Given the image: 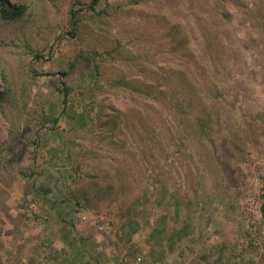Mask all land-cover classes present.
Returning a JSON list of instances; mask_svg holds the SVG:
<instances>
[{
	"label": "rangeland",
	"instance_id": "rangeland-1",
	"mask_svg": "<svg viewBox=\"0 0 264 264\" xmlns=\"http://www.w3.org/2000/svg\"><path fill=\"white\" fill-rule=\"evenodd\" d=\"M10 1L0 264H264V0Z\"/></svg>",
	"mask_w": 264,
	"mask_h": 264
},
{
	"label": "trees",
	"instance_id": "trees-1",
	"mask_svg": "<svg viewBox=\"0 0 264 264\" xmlns=\"http://www.w3.org/2000/svg\"><path fill=\"white\" fill-rule=\"evenodd\" d=\"M100 1L101 0H92V2H91V9L93 10V11H95V12H97V10H96V7L98 6V4L100 3ZM150 1V0H149ZM164 1V3H165V5L168 3V4H170V3H172V2H176V0H163ZM206 1H208V0H206ZM234 0H230V2L232 3ZM230 2H228V3H230ZM212 5H213V8H214V10L216 9V5L214 4V3H212ZM25 11V7L23 6V5H20V4H16V3H12L10 0H0V14H1V16H2V18H4V19H9V20H13V19H15V18H17L18 16H20L23 12ZM220 16L219 17H217L216 19H215V21L217 20V21H219V22H223L224 21V19L226 18L225 17V15H221V13L219 14ZM194 82V81H193ZM194 87L193 88H195L196 86H198V85H196V83L194 82ZM160 90L162 91V96L161 97H163L164 95H166L167 93H166V91L165 90H163V89H161L160 88ZM156 94H157V92H156ZM149 96H152L150 93H149ZM153 97V96H152ZM167 98L169 99V101H170V97L169 96H167ZM150 100H153V101H160V97H153V98H150ZM173 100H174V97H171V101L173 102ZM177 109H179V111H180V113L181 114H179L180 116H188L189 114H187L186 113V111H184L182 108H180V107H177ZM174 112V114L176 113V114H178L177 112H175V111H173ZM262 213H263V216H264V208H262Z\"/></svg>",
	"mask_w": 264,
	"mask_h": 264
},
{
	"label": "crops",
	"instance_id": "crops-1",
	"mask_svg": "<svg viewBox=\"0 0 264 264\" xmlns=\"http://www.w3.org/2000/svg\"><path fill=\"white\" fill-rule=\"evenodd\" d=\"M84 242L86 243V246L89 247L90 240L89 239L88 240H84ZM10 248L13 250V252L15 254L16 253H20V257L27 256L29 260L33 259L32 257L33 256L35 257V255L37 254V250H36L37 247H10ZM67 249H68V247H65L63 249L61 248V249L58 250L59 251V254L62 256V257H60L62 260H61V262H59V260H57V261L55 260L56 264H68L69 263V262H67L68 259H64V257H63L64 256V253L66 251H68ZM5 251H6V248H4V247H1L0 248V253H5ZM55 253H57V250H55ZM75 254L77 255V252L76 251H75ZM75 254H74V256H75ZM70 255L72 256L73 253L68 251V257ZM5 258L6 257H1L0 256V259H1L0 262L3 263L4 262L3 260H5ZM78 259H79V263H81V254L79 255V258Z\"/></svg>",
	"mask_w": 264,
	"mask_h": 264
}]
</instances>
